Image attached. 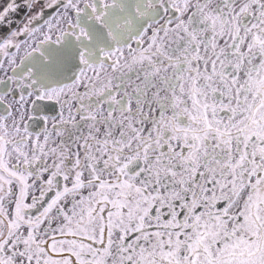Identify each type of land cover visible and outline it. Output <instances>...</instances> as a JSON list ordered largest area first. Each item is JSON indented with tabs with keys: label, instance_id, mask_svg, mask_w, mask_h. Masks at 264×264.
I'll use <instances>...</instances> for the list:
<instances>
[{
	"label": "snow or ice",
	"instance_id": "obj_1",
	"mask_svg": "<svg viewBox=\"0 0 264 264\" xmlns=\"http://www.w3.org/2000/svg\"><path fill=\"white\" fill-rule=\"evenodd\" d=\"M0 264H264V0H0Z\"/></svg>",
	"mask_w": 264,
	"mask_h": 264
}]
</instances>
